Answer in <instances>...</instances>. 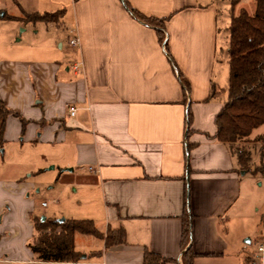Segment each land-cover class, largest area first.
Returning <instances> with one entry per match:
<instances>
[{
    "label": "crops",
    "instance_id": "crops-1",
    "mask_svg": "<svg viewBox=\"0 0 264 264\" xmlns=\"http://www.w3.org/2000/svg\"><path fill=\"white\" fill-rule=\"evenodd\" d=\"M56 3L48 11H62L61 17L38 22L68 34V53L0 62V97L34 130L44 129L38 139L54 146L49 170L59 165L75 176L82 197L74 210L102 233L126 231L125 244L109 247L76 233V250L84 255L77 264H144L147 251L172 259L166 264H184L189 247L193 264H257L246 241L229 233L228 214L242 194L240 171L229 145L212 137L227 101L218 98L223 77L216 0ZM133 11L163 19V40L157 26ZM225 38L228 57V30ZM28 124L23 131L21 123L22 133ZM31 187L23 179L0 180V213L7 208L9 216ZM36 216L29 214L31 233L23 240L33 257L28 245ZM186 217L191 236L184 247ZM78 234L89 238L82 248Z\"/></svg>",
    "mask_w": 264,
    "mask_h": 264
},
{
    "label": "rangeland",
    "instance_id": "rangeland-1",
    "mask_svg": "<svg viewBox=\"0 0 264 264\" xmlns=\"http://www.w3.org/2000/svg\"><path fill=\"white\" fill-rule=\"evenodd\" d=\"M56 1L59 0H0V62L22 59L29 54L32 57L52 59L68 53V34H59L52 23H34L22 19L29 13L50 12L48 10L58 8ZM216 2L220 8L219 24L222 32L218 59L222 61L220 76L223 77V90L218 98L226 101L229 64L225 35L231 22V0ZM242 8L253 13L255 0H242L235 12L239 13ZM62 44L64 47H61ZM32 124L30 121L27 131L22 133L19 117L10 116L7 140L0 146V180L16 182L23 179L32 185L15 207L9 205L12 208L9 216H6L7 208L4 213H0V264H48L37 261L26 250L27 243L23 240L31 233L28 223L30 213L39 215L36 216L38 218L43 215L68 219L87 218L83 217L85 213L74 210L78 199L82 197L80 190L75 191V176L62 173L63 169L59 165H56L55 170H49L54 166L47 162L54 146L38 139L40 133L44 134V129L37 126L34 130ZM37 139L39 141H35ZM250 139L249 169H243L235 157L240 171L242 194L235 208L228 214V227L231 236L246 241L247 252L257 260V264H264V251H259V247L264 246V123L253 130ZM59 173L62 175L58 176ZM77 237L80 248L85 246L84 239H89L83 234ZM89 237L98 241L93 236Z\"/></svg>",
    "mask_w": 264,
    "mask_h": 264
},
{
    "label": "trees",
    "instance_id": "trees-1",
    "mask_svg": "<svg viewBox=\"0 0 264 264\" xmlns=\"http://www.w3.org/2000/svg\"><path fill=\"white\" fill-rule=\"evenodd\" d=\"M242 0H231V22L227 27L229 33L228 62L229 86L228 99L215 117L216 132L212 136L219 142L229 145L243 169H249L251 151L248 144L255 128L264 123V0H255V10L249 13L242 8L236 13V7ZM144 22L158 27L163 40V19L147 17L133 11ZM62 11L29 13L23 20L27 22H53L58 20ZM6 16V15H5ZM10 18H15L10 16ZM186 89L189 85L185 83ZM215 92L212 93V96ZM10 115L19 117L22 130L29 120L16 113L0 97V146L5 143V129ZM191 123V112L188 113ZM237 144L235 147L234 145ZM189 146H192L191 144ZM34 235L29 248L36 260L42 262H62L77 264L83 254L76 250L74 237L76 233L93 235L105 240L106 246L125 244L127 235L124 228L102 233L91 219H42L35 217ZM191 236V221L184 218L182 245L185 247ZM196 254L189 247L184 251V264H193ZM172 259L146 252L144 264H166Z\"/></svg>",
    "mask_w": 264,
    "mask_h": 264
},
{
    "label": "built area",
    "instance_id": "built-area-1",
    "mask_svg": "<svg viewBox=\"0 0 264 264\" xmlns=\"http://www.w3.org/2000/svg\"><path fill=\"white\" fill-rule=\"evenodd\" d=\"M70 43L72 44V46L77 47L78 46V39L74 38L70 41ZM75 68L78 69V65H76ZM70 111H71V114L74 115L75 111H76L75 107L70 106ZM44 205H45V203H44ZM259 251H261V252L264 251V246L259 247Z\"/></svg>",
    "mask_w": 264,
    "mask_h": 264
},
{
    "label": "water",
    "instance_id": "water-1",
    "mask_svg": "<svg viewBox=\"0 0 264 264\" xmlns=\"http://www.w3.org/2000/svg\"><path fill=\"white\" fill-rule=\"evenodd\" d=\"M69 170H73L72 168H70ZM45 219V217H43V220ZM60 221H64V219L62 218V219H60ZM83 257H84V255H83Z\"/></svg>",
    "mask_w": 264,
    "mask_h": 264
}]
</instances>
